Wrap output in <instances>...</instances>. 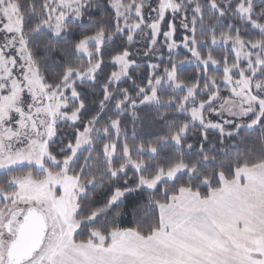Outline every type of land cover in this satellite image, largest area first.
<instances>
[{
  "label": "snow or ice",
  "instance_id": "6c2138e0",
  "mask_svg": "<svg viewBox=\"0 0 264 264\" xmlns=\"http://www.w3.org/2000/svg\"><path fill=\"white\" fill-rule=\"evenodd\" d=\"M0 264H264V0H0Z\"/></svg>",
  "mask_w": 264,
  "mask_h": 264
}]
</instances>
